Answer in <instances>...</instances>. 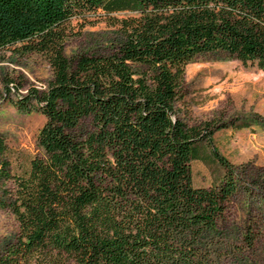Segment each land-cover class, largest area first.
Instances as JSON below:
<instances>
[{"label": "trees", "instance_id": "trees-1", "mask_svg": "<svg viewBox=\"0 0 264 264\" xmlns=\"http://www.w3.org/2000/svg\"><path fill=\"white\" fill-rule=\"evenodd\" d=\"M71 19L122 38L67 56ZM15 44L51 76L14 101L43 117L35 151L0 137V207L18 231L0 264H211L235 173L214 127L180 116L184 68L223 52L264 70V0H0V49ZM193 160L220 164L219 183L194 186Z\"/></svg>", "mask_w": 264, "mask_h": 264}, {"label": "rangeland", "instance_id": "rangeland-1", "mask_svg": "<svg viewBox=\"0 0 264 264\" xmlns=\"http://www.w3.org/2000/svg\"><path fill=\"white\" fill-rule=\"evenodd\" d=\"M69 28L67 56L107 53L122 38L101 20L80 24L71 19ZM18 48L0 49V137L10 148L32 154L43 117L22 111L14 101L44 89L51 72L42 55ZM178 108L187 124L207 121L214 127L210 144L235 173V193L225 205L211 264H264V70L223 52L197 55L185 65ZM244 122L249 125L240 127ZM190 170L194 186L218 184L224 174L220 164L199 160L191 161ZM3 189L12 184L0 187V196ZM17 233L11 211L0 207V254Z\"/></svg>", "mask_w": 264, "mask_h": 264}]
</instances>
